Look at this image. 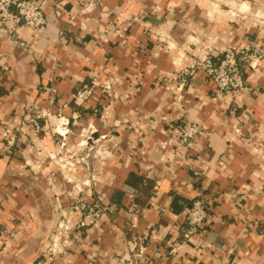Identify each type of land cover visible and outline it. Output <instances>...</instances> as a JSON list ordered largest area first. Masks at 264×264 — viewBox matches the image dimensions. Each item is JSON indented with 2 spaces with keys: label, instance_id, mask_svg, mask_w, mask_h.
Wrapping results in <instances>:
<instances>
[{
  "label": "crops",
  "instance_id": "1",
  "mask_svg": "<svg viewBox=\"0 0 264 264\" xmlns=\"http://www.w3.org/2000/svg\"><path fill=\"white\" fill-rule=\"evenodd\" d=\"M40 1L42 32L0 31V264H263L264 60L224 99L184 72L264 46V0ZM97 197L80 230L71 205Z\"/></svg>",
  "mask_w": 264,
  "mask_h": 264
},
{
  "label": "built area",
  "instance_id": "2",
  "mask_svg": "<svg viewBox=\"0 0 264 264\" xmlns=\"http://www.w3.org/2000/svg\"><path fill=\"white\" fill-rule=\"evenodd\" d=\"M46 24L47 16L40 0H0V31L26 26L32 32L40 33ZM262 60H264V46L261 45L245 50H229L219 60L210 54H205L196 59L190 68L184 72V75L192 76L198 71L204 72L207 78L216 85V97L224 99L228 96H236L245 89L247 83L246 69L248 67L255 69ZM183 88L184 86L178 87L179 93L183 92ZM177 98L183 100L182 95H178ZM62 125H65L64 122ZM66 133V130L60 131L63 136ZM199 133L200 128L198 126L186 122L177 130L178 142L185 144L189 140H193ZM108 209L103 204L101 197L94 198L91 202L78 199L71 207L73 212L79 214L76 226L80 230L95 225ZM208 215L207 203L202 198H198L189 207L185 215V223L195 233L207 223ZM62 227L66 230L70 228L64 224ZM143 253L144 248H141L138 255Z\"/></svg>",
  "mask_w": 264,
  "mask_h": 264
},
{
  "label": "rangeland",
  "instance_id": "3",
  "mask_svg": "<svg viewBox=\"0 0 264 264\" xmlns=\"http://www.w3.org/2000/svg\"><path fill=\"white\" fill-rule=\"evenodd\" d=\"M178 89V88H177ZM177 92L179 93V89L177 90ZM183 93V92H182ZM177 96V95H176ZM84 145H86V146H88V143H84ZM93 151L94 152H96L97 153V151L96 150H94L93 149ZM79 161H81V158L79 159ZM76 166V165H75ZM74 165L73 166H71L70 167V169H74V167H75ZM60 168H61V172L62 173H64V174H66V171H64V170H69V168H67V165H66V163L63 161L62 163H60ZM74 188H75V190H77V188H82V187H90V184H89V182H88V180H86V181H74ZM79 198H76L75 199V201L76 200H78ZM81 199V198H80ZM88 202H91V201H88ZM75 203V202H74ZM73 205V204H72ZM72 205H71V207H72Z\"/></svg>",
  "mask_w": 264,
  "mask_h": 264
},
{
  "label": "trees",
  "instance_id": "4",
  "mask_svg": "<svg viewBox=\"0 0 264 264\" xmlns=\"http://www.w3.org/2000/svg\"><path fill=\"white\" fill-rule=\"evenodd\" d=\"M131 180H132V184H133V185H137V184L139 183V181H140V180L137 178V176H135V175L132 176ZM131 180H130V181H131ZM190 205H191V204H190Z\"/></svg>",
  "mask_w": 264,
  "mask_h": 264
}]
</instances>
